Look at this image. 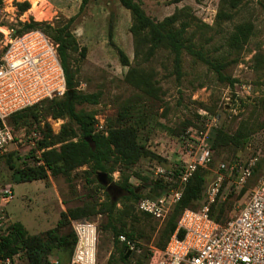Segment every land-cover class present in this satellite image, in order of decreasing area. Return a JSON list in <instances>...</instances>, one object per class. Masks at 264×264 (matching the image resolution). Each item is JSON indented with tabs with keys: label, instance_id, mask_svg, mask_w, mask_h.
Wrapping results in <instances>:
<instances>
[{
	"label": "rangeland",
	"instance_id": "374dc122",
	"mask_svg": "<svg viewBox=\"0 0 264 264\" xmlns=\"http://www.w3.org/2000/svg\"><path fill=\"white\" fill-rule=\"evenodd\" d=\"M25 1L31 4V9L20 13L17 3ZM135 1L141 4L146 14L155 22H162L179 10H184L182 20L190 23L188 38L198 48H203L210 58L223 62L226 65L224 73L238 82L235 86L221 82L212 68L195 61L186 52L183 55L182 78L175 73L173 55L164 49L158 50L150 61L143 63L142 67L156 80L162 91L158 102L147 100L143 103L148 116L146 123L142 125L144 128L140 126L139 140L161 160L145 159L133 169L130 182L142 189L145 197L141 201H156L171 194L177 187L173 182L168 191L159 195L160 190L154 191L155 183L165 179L157 176L156 171L159 167L167 171L176 170L180 164L178 152L181 151L186 132L202 130L203 111L219 119L217 128L210 131L206 141L210 148L221 127L234 133L245 122L252 132L243 148L228 147L220 151H213L211 148L212 161L205 168L208 172L206 196L218 180L221 164L230 166L235 162H249L254 158L264 164V0H243L232 12L231 20L218 19L222 0ZM81 4L82 0H3L0 7V27L17 33L22 30L23 24L31 20L58 25L77 16L72 31L79 48H86L87 53L83 58L78 52L72 70L75 71L78 88L82 92L101 95L99 104L84 105L79 109L96 113L97 129L104 131L109 125L108 121L116 118L124 105L137 98L138 91L126 81V77L131 67H138L140 58L131 33V12L119 0H90L80 13ZM242 24L251 25L252 31L246 43L233 48L228 39L236 27ZM115 46L128 57L130 67L122 65ZM48 122L53 132L58 134L66 120L49 118ZM189 123L191 127L186 128ZM23 131L25 132L20 130L17 134L21 136ZM32 131L34 129L30 131V135ZM35 148L34 143L20 141L10 146L0 158V196L7 188L12 189L14 194L9 201H0V207L7 211L13 223H21L30 235H41L56 228L62 213L59 206L63 199L69 202L68 207L80 204L76 200L77 195L94 196L99 203L106 200L105 190L98 187L99 179L88 167L77 170L71 182L63 177L54 179L50 176L45 181L16 183L13 167H26L25 161L33 166L34 160H29L28 157ZM34 155L39 157L41 152ZM261 174L252 176L244 187L236 188L231 172L224 173L221 198L223 201V197L232 196L229 217H235L243 208ZM112 177L113 182L110 184H117L121 173L115 171ZM94 178L98 182H94ZM141 178H147V181L144 182ZM242 189L246 190L243 195ZM206 196L204 205L197 210L206 205ZM131 205L134 206V209L129 210L131 214L142 220L138 223L131 218L125 219L128 230L139 231V237H135L134 241L138 242L141 253L132 252L129 256L130 264H135L138 256L150 253V248L156 247L159 232L176 204L171 207L165 220L153 215L146 218L139 203ZM118 207L122 208L121 205ZM109 220L106 215H97L88 220L96 223L99 230L98 264H123L119 259L120 253L115 249V237L111 229L106 227ZM73 222L70 225L71 231H74ZM54 257H50L51 261H57ZM23 263L21 259L19 264Z\"/></svg>",
	"mask_w": 264,
	"mask_h": 264
},
{
	"label": "trees",
	"instance_id": "16d2710c",
	"mask_svg": "<svg viewBox=\"0 0 264 264\" xmlns=\"http://www.w3.org/2000/svg\"><path fill=\"white\" fill-rule=\"evenodd\" d=\"M89 1L82 0L80 13L89 4ZM242 1L222 0L218 19L231 20L232 12L238 8ZM119 2L131 12L132 16L131 33L140 62L138 67L130 68L126 81L138 91V94L135 101L124 105L118 116L110 119V122L108 121L109 125L104 131L97 129L96 113L79 109L84 105L99 104L101 95L82 92L78 88L75 71L72 70L78 52L83 58L87 53L86 48H79L72 31L77 16L58 25L31 20L29 23L23 24L22 30L17 32V34L23 35L32 31H40L59 45L58 52L67 78V91L63 98L43 101L13 114L8 119L7 122L16 143L24 141L25 143H34L36 146L28 157L29 160H34L33 166L28 165L25 161L26 167H13L15 169L13 177L16 183L45 181L50 176L54 179L63 177L71 182L74 173L83 167L92 170L97 179L100 172L106 173L109 182L112 183V174L115 171L121 173V179L115 184L118 187L116 193H110L106 186L98 184L100 189L105 190L106 200L103 203L97 202L94 196L77 195L76 200L80 204L68 207L69 202L63 199L62 202L67 208L65 212L61 213L56 228L41 235H30L21 223L12 222L10 225L11 234L4 239L0 247L1 255L4 258H13L21 253L23 264H63V258L68 256L72 258L77 241L75 232L70 230L71 223L73 221L85 222L92 220L97 215H106L110 219L106 227L111 229L115 237L114 245L120 253L119 259L123 264H130V258L126 259L128 251L123 244H120L118 238L122 234L132 240L139 237L138 230H128L125 219L131 218L138 223L142 221L134 218L136 216L129 210L134 209L131 204L140 203L141 199L145 197L142 189L131 184L130 179L133 176V169L141 161L150 158L161 160L139 140L140 129L146 123L148 116L143 103L147 100L158 102L159 94L162 91L156 80L142 67L143 63L150 61L149 59L158 50L164 49L173 55L175 73L179 78H182L183 55L186 52L195 61L212 68L221 82H227L230 86H235L238 83L237 80L224 73L226 65L223 62L210 58L203 48H198L188 38L187 30L190 23L182 20L184 10H179L162 22H155L137 1L119 0ZM2 5L3 0H0V7ZM17 8L20 13H25L31 9V4L28 1L17 3ZM251 31V25L237 26L235 32L228 39V43L233 48L246 43ZM110 38H112V30ZM115 48L122 65L130 67L131 64L125 53L120 48L116 46ZM203 112L211 115L207 111ZM49 118L66 120L58 134L53 132L48 122ZM204 118L205 116L201 114L202 122ZM43 124L44 126H42ZM189 127H191L190 123L186 128ZM33 129L34 131L30 135V131ZM20 130H25L21 134L22 139L17 134ZM251 134L252 132L245 122H242L234 133L221 127L216 132L211 148L213 151H220L228 147L243 148L248 143ZM37 152H41L39 157L34 155ZM259 174L261 177L264 175V164L261 160L257 162L252 176ZM137 175L141 177L139 174ZM141 179L144 182L147 181V178ZM94 182H98L96 178H94ZM169 184L165 180H159L155 183L154 191L160 190L159 195H162L168 191ZM207 185V170L198 168L185 186L182 197L175 205L165 226L159 232L156 241L158 249L166 248L168 241L176 231L178 219L184 210H197L204 205ZM245 191L242 189L241 195ZM221 195H218L215 203L211 205L210 217L217 223L226 225L234 218L229 217V202L232 196L229 195L228 198L226 196L222 201ZM119 205L122 208H119ZM143 214L146 218L153 217L148 213L143 212ZM53 256H58L60 260L57 263L52 262L50 257ZM149 259L150 254L146 252L143 256L137 257L135 264H148Z\"/></svg>",
	"mask_w": 264,
	"mask_h": 264
},
{
	"label": "built area",
	"instance_id": "2783aa9c",
	"mask_svg": "<svg viewBox=\"0 0 264 264\" xmlns=\"http://www.w3.org/2000/svg\"><path fill=\"white\" fill-rule=\"evenodd\" d=\"M0 158L15 145L8 119L15 113L46 100L63 98L67 78L62 66L59 45L40 31L19 35L0 27ZM202 130L186 132L179 153L180 164L173 171L159 167L156 175L177 185L171 194L160 199L142 200L139 208L155 218L165 220L171 207L177 204L185 186L198 168H207L212 151L207 144L209 133L217 128L219 119L208 115ZM257 158L221 164L218 180L207 192L206 205L200 210L186 209L178 219L177 228L166 248H150L148 264H264V175L251 190L240 212L226 225L210 217V207L221 194L225 172H231L236 188L244 187L253 175ZM177 172V175H176ZM169 184V186H171ZM172 187V186H171ZM13 190H3L0 201H9ZM225 198V197H223ZM11 217L0 207V247L11 234ZM77 241L69 264H98L99 230L93 222H73ZM119 242L126 251L141 253L138 242L122 234ZM22 254L4 258L0 264H19Z\"/></svg>",
	"mask_w": 264,
	"mask_h": 264
},
{
	"label": "water",
	"instance_id": "95a60500",
	"mask_svg": "<svg viewBox=\"0 0 264 264\" xmlns=\"http://www.w3.org/2000/svg\"><path fill=\"white\" fill-rule=\"evenodd\" d=\"M98 179H99L100 184H102L103 186H106L107 190L110 193L118 192V187L115 184H110L109 179H108V174L100 172L98 174ZM129 256H130V252H128L126 259H128Z\"/></svg>",
	"mask_w": 264,
	"mask_h": 264
},
{
	"label": "crops",
	"instance_id": "0c3cea01",
	"mask_svg": "<svg viewBox=\"0 0 264 264\" xmlns=\"http://www.w3.org/2000/svg\"><path fill=\"white\" fill-rule=\"evenodd\" d=\"M65 205L63 204V202L61 201L60 202V206H59V211H61V212H65L66 211V208L64 207ZM54 258H56L57 259V261H52V262H54V263H57L60 259L58 258V256H55ZM70 261H71V257H65V258H63V264H69L70 263Z\"/></svg>",
	"mask_w": 264,
	"mask_h": 264
}]
</instances>
